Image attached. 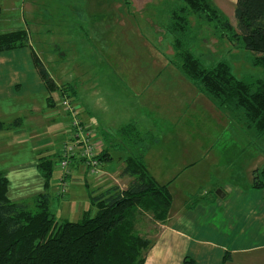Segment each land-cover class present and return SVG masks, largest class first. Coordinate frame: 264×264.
<instances>
[{
    "label": "rangeland",
    "instance_id": "1",
    "mask_svg": "<svg viewBox=\"0 0 264 264\" xmlns=\"http://www.w3.org/2000/svg\"><path fill=\"white\" fill-rule=\"evenodd\" d=\"M234 1L212 0L236 27ZM15 2L19 9L18 20L9 24L2 21L0 33L29 30L30 44L52 78L55 75L57 79H63L66 75L62 88H70L67 83H71L76 91L73 98L76 105L70 100L76 115L71 118L58 94H54L57 99L53 101L51 96L50 103H47L48 93L35 90L38 72L33 66L35 74H28L29 79L20 92V100L14 97V88L11 95L0 96V121L14 123L16 119L26 116L23 113H28L29 107L32 108L34 101H37L36 105L42 109L37 111L39 115L28 122L40 127L37 120L40 118L45 124L42 128L53 126V121L50 125L45 122L56 112L59 114L57 123L60 134L54 146L46 141L49 137L53 138V129H47L51 133L46 136H36V139L41 137V141L50 144L36 150L31 142V131L25 127V123L21 124L23 128L18 134L14 133V129L19 128L3 131V134L0 133V172L18 176L20 169L31 167V162L39 153L42 157L54 160L48 193L50 209L59 223L81 220L87 213L83 210H90L92 214L96 212L91 204V195L95 193L81 180H69L73 186H79L87 192L84 194L80 190L81 197L73 205L72 200L66 201L70 200L68 194L72 184L69 185V191H62V198L56 196L58 191L63 190V186L58 187V181L62 178L59 168L62 155L66 152L77 153L66 170L69 172L73 162L80 160L83 145L74 138V120H79L93 131V140L98 148L95 150L96 155L104 145L113 157L109 165L107 161L102 163L101 175L93 177L102 178L105 174L106 179H109L105 181L108 182L106 187L118 186L125 190L133 180L129 176L121 180L120 175L115 179L112 174L120 171L123 165L126 166L128 158L136 154L134 147L118 131L132 121H139L142 131L151 129L152 134L160 138L145 153V162L160 184L172 181L169 187L175 195L210 192L220 196L228 190L231 192L226 199L230 200L236 198V193L232 191L236 192L238 187L249 189L246 193L251 196L243 198L245 205L247 200L264 201L263 191L251 188L256 171L260 173L264 170V138L258 140L252 132L245 131L229 111L217 106L174 63L173 36L168 33L167 26L172 10L183 5L182 0ZM25 3L29 7L24 10ZM5 16L14 17V12ZM190 21V49L206 67L226 61L238 79L248 82L264 80V70L250 63L254 56L252 52L239 48L238 44L225 38H218L197 17H191ZM66 40L70 44L68 48ZM123 170L120 172L125 176ZM108 172L111 176H108ZM39 189L40 192H37ZM35 192L45 193L43 186L39 188L34 185L20 192L13 188L10 196L18 198ZM176 199L178 201V197ZM25 203L35 209L34 199ZM149 224L157 225L150 216L145 215L136 226L137 231L148 239L151 237L141 232Z\"/></svg>",
    "mask_w": 264,
    "mask_h": 264
},
{
    "label": "trees",
    "instance_id": "2",
    "mask_svg": "<svg viewBox=\"0 0 264 264\" xmlns=\"http://www.w3.org/2000/svg\"><path fill=\"white\" fill-rule=\"evenodd\" d=\"M182 1L183 5L172 10L167 26L173 36L174 63L217 106L229 111L245 131L252 132L258 140L264 138V80L238 79L226 61L206 67L190 49V18L195 16L218 38L252 52L251 65L264 70V0H237L236 27L212 0ZM30 38L26 30L0 34V53L29 48L34 67L49 94L48 103L56 92L62 94L60 100H74L73 86L57 85L31 46ZM21 124L20 118L11 124L0 121V133ZM118 132L136 151L123 170L133 180L125 190L114 186L91 195L96 212L87 211L77 222L59 223L50 209L48 191L54 172L51 158L40 159L37 166L44 179L45 193L35 198V209L25 202L11 201L10 181L0 173V264H145L152 241L141 235L136 226L145 215L155 223L167 221L173 204L171 183L160 184L145 162V153L157 144L158 136L141 131L135 122ZM107 157L105 151L95 156L101 163ZM251 188L263 191L264 199V170L256 171ZM200 202L208 203V197L193 196L187 207L195 208ZM184 264L196 263L185 258Z\"/></svg>",
    "mask_w": 264,
    "mask_h": 264
},
{
    "label": "crops",
    "instance_id": "3",
    "mask_svg": "<svg viewBox=\"0 0 264 264\" xmlns=\"http://www.w3.org/2000/svg\"><path fill=\"white\" fill-rule=\"evenodd\" d=\"M236 3L237 0L234 1V6ZM0 6V17H2L0 18V23H3L2 21H4L5 23L9 24L13 23L15 20H18L17 11H19V9L15 0H0ZM25 7H29V4L25 3L24 10ZM233 11L234 7L232 12ZM10 12H14V17L5 16L9 15ZM24 23L28 27L25 17ZM19 30H26L29 32L27 28ZM9 32L12 31L1 32L0 34ZM66 42L68 48L70 44H68L67 40ZM63 58H65V56H63ZM33 66L34 64L29 48H22L0 53V96L4 97L9 96V94L11 95L14 88V97L20 100V92H22L24 86L26 85L27 79H29L28 74H35V72H33L35 67L33 68ZM65 76L63 79H57V77L53 75V79L56 81L58 86L63 87L64 85L62 82L66 79ZM67 85L72 86L71 83H67ZM34 86L35 90H45V92L48 93L39 75L37 78H35ZM70 92H72L71 89ZM73 93L74 95L72 97L74 98L76 91L74 90ZM55 94H58L59 97L61 96L60 92H56ZM48 97L49 94H47L46 98L47 103L49 102ZM54 99L57 98L53 95V101ZM36 103L37 101H34V106L32 108L29 107V112H24L23 114H26V116L20 119H22V124L25 123V127L31 131V142H33V147L37 150L38 147L44 148L50 144L41 141V137L36 139V136H46V134L51 133L47 132L46 130L53 129V138L49 137L46 141L53 143L54 146L57 135L60 134V131L57 123V121H59V114L56 112H53V116L46 118L45 122L47 125H50L53 121V126L42 128V126L45 124L40 118L37 119L39 123L38 125H40V127H35L28 122L29 119L39 115L37 111L42 109L39 108V105H36ZM73 103L76 105L75 100H73ZM132 122H135L140 128L141 124L139 121ZM18 128L19 129H14L15 134L19 133V131L23 128V125L21 128ZM143 132L152 133V130L146 129ZM3 133L4 132H1V134ZM40 133L44 135H41ZM103 149L101 151L108 153V157L105 161H107V165H109V162L113 161V157L104 147V145ZM61 153L62 151L60 149L59 156H61ZM39 154H37V157H35L31 162V167H28L27 169H20V174L18 176H11L6 171L0 172L4 174L10 181L8 195L11 201L25 202L30 199L35 200L37 196L42 194L37 193L40 192L39 189V191L33 194L21 195L19 197L17 196L18 198H12L10 196V191L13 188L20 192L22 190L29 189L31 186L37 185L39 188L43 186V190L45 191L44 179L39 173L37 166L40 162V159L50 157H42ZM56 156L58 155L56 154ZM124 166L125 165H123V167L120 169L121 172ZM71 167L70 174L65 177L68 183L69 180H81L82 183H85L89 186L90 190L95 193L94 195L102 193L103 190L110 188L109 186L106 187L108 182L105 181H109V179H106L107 176L97 179L90 177L89 174L86 173V168L80 161H74ZM59 168L62 171L60 178H63L64 171L60 166ZM120 171L112 174L115 179L119 175L121 180L123 177L127 178L126 175H121ZM108 176H111L109 172ZM61 179L58 181V187L60 188H62L60 182ZM14 184L16 185L15 187H13ZM71 184L72 188L70 190V194H68L70 200L66 201L69 202L72 200L71 205H73L76 200L80 199L82 194L80 190L82 189L79 186H73V183L70 182V186ZM168 184H170L171 187L173 183L171 181ZM170 187L169 189L173 196V204L170 209L167 221L163 224L157 223V225H145L143 232H141L142 234L144 233L152 238V247L146 255L145 264H184L185 258L194 260L196 264H264V201L262 202L257 200L250 202L247 200V204L245 205L243 203V198L248 199L251 196L250 194L246 193L249 191L248 188L244 189L237 187L236 192L232 191V193H236V198L227 200L226 197L229 192H231L228 190L225 191L224 195L220 196L212 195L210 192H200L191 194L189 196L184 194L177 196L179 193H176L175 195L172 188ZM84 194H87V192H84ZM62 195L63 192L61 189L57 192L56 196L58 198H62ZM196 195L198 197H208L209 202L198 204L197 207L192 209L188 208V203L191 201L192 197ZM177 197L178 201L176 199ZM234 201H240L241 203L235 204ZM67 202L64 203L65 207L67 206ZM82 202V205H84L85 202ZM154 228H157V230L155 231ZM153 232H155V235Z\"/></svg>",
    "mask_w": 264,
    "mask_h": 264
},
{
    "label": "built area",
    "instance_id": "4",
    "mask_svg": "<svg viewBox=\"0 0 264 264\" xmlns=\"http://www.w3.org/2000/svg\"><path fill=\"white\" fill-rule=\"evenodd\" d=\"M62 104L68 110L69 114L71 115V118L75 117L76 111H75V108L72 106V103L70 102V100H68L67 98L63 99ZM72 128L75 132L74 138L77 139L78 144L81 143L83 145L81 149V155L79 156H80V159L84 160L82 164L86 168V173H88L90 177L100 176L102 173V169H101L102 163L98 159L95 158L96 156L95 150L98 148L93 140V131L87 126L80 123L79 120L78 122L76 120L72 122ZM76 154L77 153L66 152L61 157L62 162L60 163V166L62 170L65 171L64 177L60 181L61 186H63V190H62L63 192H67L70 189L69 187L70 182L68 183V181L65 178L67 175L70 174V172L66 170L69 167V163H71L72 160L75 158ZM103 176H105V174Z\"/></svg>",
    "mask_w": 264,
    "mask_h": 264
}]
</instances>
